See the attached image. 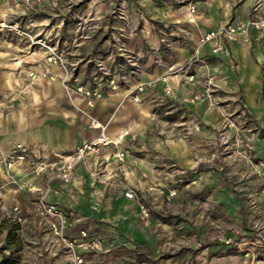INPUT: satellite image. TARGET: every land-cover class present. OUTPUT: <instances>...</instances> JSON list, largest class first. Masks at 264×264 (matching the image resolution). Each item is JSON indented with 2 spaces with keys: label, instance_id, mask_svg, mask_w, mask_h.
Segmentation results:
<instances>
[{
  "label": "crops",
  "instance_id": "crops-1",
  "mask_svg": "<svg viewBox=\"0 0 264 264\" xmlns=\"http://www.w3.org/2000/svg\"><path fill=\"white\" fill-rule=\"evenodd\" d=\"M26 1L0 0V22L53 36L68 60L81 64L89 58L95 70L93 82L83 76L64 81L66 73L58 66L48 68V77L32 78L45 72L43 51H33L16 37H0V264H71L65 241L80 240L81 232L104 242L100 252L79 250L93 264H245L227 243L233 237L228 217L236 208L230 204L228 177L213 171L211 148L198 151L179 141L152 150L135 141L147 132L154 109L169 104L203 123L192 133L207 143L216 134L210 125L224 115L210 108V96L242 104L264 121V32L254 33L249 43H230V55L214 56L200 39L233 21L231 1L197 0L192 15L179 0H92L96 18L120 4L129 20H110L104 29H111V35L102 36V48L84 56L91 41L71 46L69 29L62 28L68 23V0ZM239 2L237 18L242 21L252 3ZM263 6L256 8L259 16ZM101 65L114 74L116 91L108 77L99 81ZM187 73L194 76L193 83L185 82ZM141 85L145 88L136 104L130 95ZM166 86L173 89L171 96ZM79 87L97 89L102 98L89 107L76 92ZM196 96L201 98L188 101ZM93 121L113 138L126 130L129 134L121 144L90 155V170L79 164L69 183L51 180L49 171L36 175L40 162L57 163L97 138L101 130L91 126ZM257 143L256 154L264 160V138ZM17 144L29 149L28 157L8 168L3 160ZM119 151L128 152L124 163L114 157ZM181 168L194 172L183 178ZM254 181L264 201V180ZM128 190L135 199L125 198ZM171 191L176 192L172 197ZM40 198L65 214L62 236L56 234L58 221L38 212ZM140 203L151 210L149 228L140 222ZM169 212L179 220H169ZM248 228L242 231L249 234Z\"/></svg>",
  "mask_w": 264,
  "mask_h": 264
},
{
  "label": "rangeland",
  "instance_id": "rangeland-1",
  "mask_svg": "<svg viewBox=\"0 0 264 264\" xmlns=\"http://www.w3.org/2000/svg\"><path fill=\"white\" fill-rule=\"evenodd\" d=\"M91 1L92 0H68L69 5L67 6V13L65 14L68 23H64L62 26V28L67 26L69 29V34H71V46L80 44V41H82L84 45L91 41L92 46L89 47L88 51H85L86 53L84 56L87 54L91 55L98 47L102 48V45H104V42L101 40L102 36L111 35V29H104L106 28L105 25L109 23L110 20L124 23L129 20L126 9L120 4H118V7L106 13L107 15H105V17L102 15L104 10H101V13L98 14L101 17L96 18L95 16L97 15H94ZM179 1L183 2V0ZM226 1H231L232 3L230 8L234 18L230 23H234V20L239 21L237 12L241 3L239 0ZM248 1L250 5L251 3L252 5L246 11V18L242 21L256 20L261 17L264 18V6L261 8L260 16L256 10L259 3L264 5V0ZM192 2L196 5L197 0H192ZM233 4L236 5L233 6ZM183 5H187V3L184 2ZM98 22H104V25L101 23L98 24ZM117 28H120V26ZM92 33L95 34L94 37ZM44 35L45 33L43 32L38 36L43 37ZM53 38V36H49L51 43L57 45L59 41ZM113 38L114 37L111 36V42H113V44L118 43L115 41L116 39ZM99 41L102 42L99 43ZM59 50H61L60 47ZM88 59L81 64L71 62L67 59L74 75L72 80H75L77 76H83L84 79L92 80L93 82L94 79L91 78L90 74L95 68H91L92 64L88 62ZM128 60L132 62L130 58ZM100 67L102 69L99 72H103V74L99 81L105 82L106 79H104V77H108L107 83L111 84L115 79L114 74L103 65ZM93 74L95 73L93 72ZM93 76L96 77L95 75ZM212 101L213 103L210 105V108L223 111L224 115L221 119L215 121L213 125H210L212 129L216 130V134L214 137L208 138L207 143L202 142L201 138L195 137V134L192 133L193 130L199 132L200 129L203 128V123L190 116L181 106L176 105L170 107L169 104L158 106L154 109V114L150 116L145 128L147 132L136 137L135 142L138 145L145 146L152 150H155L157 146L163 144L168 146V144L179 141L192 145L198 151H202L205 147L211 148V165L213 171L228 177L229 188L232 193V195H230L232 196L230 204H233L236 208L234 214H229L227 222L228 231L233 235V237L229 239L231 241L229 245L234 247V254L240 256L245 264H249L237 250L234 242L239 239L235 235L236 231H242V228L246 229L248 226V235L250 236L253 225L258 221H264V201L258 194L256 190L257 187L253 184L255 182L254 180L257 178L264 180V173L262 171L264 169V160L261 158L259 159V156L256 154L258 139L264 138V121L255 119L250 111L242 104L238 106L231 103L229 104L224 99L217 98L216 96L212 97ZM197 127L199 129H197ZM180 171V176L183 178L190 176L192 174L191 172H194L184 168H181ZM196 171L200 172L201 169H197ZM263 187L264 185L262 188ZM201 205L202 204H198L199 207H201ZM168 214L169 220H173L172 218H178L177 220H179L180 218V216L172 215L171 212ZM212 226L214 225L212 224Z\"/></svg>",
  "mask_w": 264,
  "mask_h": 264
},
{
  "label": "built area",
  "instance_id": "built-area-1",
  "mask_svg": "<svg viewBox=\"0 0 264 264\" xmlns=\"http://www.w3.org/2000/svg\"><path fill=\"white\" fill-rule=\"evenodd\" d=\"M30 3V0L26 1ZM186 2L189 8L190 14L194 15L197 11L195 4L192 0H183ZM83 29V27H82ZM264 32V18L256 20L239 21L236 23H228L220 26L218 29L205 33L201 39V45L210 46L211 53L214 56H227L230 55V43L242 40L245 43H249L251 36L254 33ZM0 37L10 38L16 37L22 42H26L30 49L43 51L45 58V72L42 74H31L32 78L39 76L48 77V68L50 66H58L66 73V79L64 81H70L74 77L72 68L67 60L66 54L59 50V46L52 44L46 37H39L31 32L23 29L17 22H0ZM183 70V68H180ZM179 70H174V73ZM195 78L193 75L187 73L185 75L186 83H193ZM211 85V82H208ZM154 84H150L153 86ZM145 86L141 85L136 89L137 93L131 94L130 98L136 104L141 102V98L138 93L144 91ZM118 86L115 81L111 82V90L116 91ZM77 93L83 94L87 98V104L89 107H94L95 100L101 99L102 94L97 89H88L85 87H79L76 90ZM165 92L168 96L173 94V89L170 86H166ZM201 97L196 96L188 101L195 102ZM212 101L211 96L209 97ZM213 103V101H212ZM212 103L210 105H212ZM91 126L101 130L100 135L90 142L84 143L74 153L69 156L61 157L57 163L40 162L36 168L35 173L37 176H41L46 172L51 173V180H61L64 183L71 182L75 168L79 164H85L86 169L89 171V165L87 164V158L92 154H99L102 149L110 147L112 145L117 146L123 142L125 137L129 134L126 130L119 136L113 138L106 133V127L95 123H91ZM197 129H199L197 127ZM29 154V149L23 144H17L9 155L3 160V163L10 168L12 165L26 161ZM128 156L127 151H119L114 154L115 159L119 163H124ZM99 165V164H98ZM181 172V171H180ZM94 176H98L97 172L92 173ZM176 194L175 191H171L170 197ZM125 198L133 200L136 198L132 190L125 192ZM0 207L3 208L2 194L0 191ZM38 212L48 218H52L58 221V227L56 234L62 236L67 226V218L65 214L53 204H49L44 198H40L36 204ZM140 208V222L144 228H149L151 225V210L143 204H139ZM17 211V208H14ZM18 222H21V218H17ZM236 237L239 239L234 242L237 250L242 254L243 258L249 264H264V221H258L253 225L252 233L249 236L241 230L236 231ZM237 239V238H236ZM230 240L227 243L230 244ZM66 248L70 253L71 264H93L89 261L84 254H81L79 250L85 252H100L104 249V242L100 238H90L87 232H81V238L77 241H65Z\"/></svg>",
  "mask_w": 264,
  "mask_h": 264
}]
</instances>
